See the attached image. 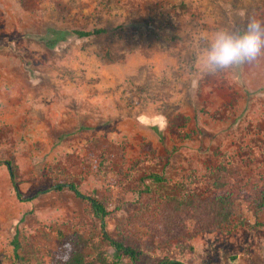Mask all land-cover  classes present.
<instances>
[{
    "label": "rangeland",
    "instance_id": "374dc122",
    "mask_svg": "<svg viewBox=\"0 0 264 264\" xmlns=\"http://www.w3.org/2000/svg\"><path fill=\"white\" fill-rule=\"evenodd\" d=\"M186 8L196 21L188 34L202 45L218 28L264 19V0H0V264H14V235L22 264H48L59 231L96 234L84 202L49 191L69 178L105 202L111 238L142 237L144 260L264 264V226L254 227L264 213L242 199L264 181V64L212 76L200 70L199 53L181 59ZM51 29L107 34L49 49L38 37ZM3 161L31 201L16 199ZM220 163L231 170L244 227L149 241L141 225L159 198L178 195L182 183L209 196L208 174Z\"/></svg>",
    "mask_w": 264,
    "mask_h": 264
},
{
    "label": "trees",
    "instance_id": "16d2710c",
    "mask_svg": "<svg viewBox=\"0 0 264 264\" xmlns=\"http://www.w3.org/2000/svg\"><path fill=\"white\" fill-rule=\"evenodd\" d=\"M107 34L105 29L92 30H54L38 37L45 47L54 49L59 44L69 40L80 42ZM9 170L10 185L16 199L20 202H29L34 197L23 199L17 184L15 168L9 161L1 162ZM212 178L211 194L203 197L194 193L190 186L180 185L178 195H165L149 215V219L142 224L147 237L152 242L164 243L170 240L185 237L189 233H215L226 230L233 232L244 227L242 220L235 221L238 204L237 198L228 190L231 170L227 164L220 163L208 174ZM151 183H162L164 180L154 174L147 176ZM49 191H68L76 199L87 205V215L97 221L96 234L75 231L69 234L57 233L60 239L59 250L52 255L48 264H120L122 259H127L131 264H185L180 260L163 258L160 261L143 259L144 252L141 244L133 240L130 233L123 236L122 241H116L106 231V218L110 215L105 202L94 193H83L70 178L55 183ZM246 203L256 216L264 213V181L261 185H252L249 191L242 195ZM257 224L254 227H261ZM12 257L14 264H22L20 256V243L17 235L11 240ZM148 248V246H144Z\"/></svg>",
    "mask_w": 264,
    "mask_h": 264
},
{
    "label": "clouds",
    "instance_id": "9594fccd",
    "mask_svg": "<svg viewBox=\"0 0 264 264\" xmlns=\"http://www.w3.org/2000/svg\"><path fill=\"white\" fill-rule=\"evenodd\" d=\"M198 62L200 70L212 76L264 64V19L252 15L240 30L221 27L206 35Z\"/></svg>",
    "mask_w": 264,
    "mask_h": 264
},
{
    "label": "crops",
    "instance_id": "0c3cea01",
    "mask_svg": "<svg viewBox=\"0 0 264 264\" xmlns=\"http://www.w3.org/2000/svg\"><path fill=\"white\" fill-rule=\"evenodd\" d=\"M192 15H194V12L192 11V9L186 8L182 11L181 28H182V33L184 34L183 40H182L183 43H182V45L181 44L176 45L177 48L179 47L176 50L179 53L181 59L186 60V61H188V59H189L188 57L191 58V55L197 56V54L199 53V47L202 46V44L199 40L197 41L194 38H191L188 34V33H191L192 31L193 32L195 31L194 24L196 21L192 18L193 17ZM155 45L156 46H152V50H153V48H157V47L160 48L159 45H157V44H155ZM170 46H169V48H171ZM172 47H174V46H172ZM152 57H153L152 60H154V61L159 60V56H157V55H152ZM4 134H5V132H4Z\"/></svg>",
    "mask_w": 264,
    "mask_h": 264
},
{
    "label": "flooded vegetation",
    "instance_id": "af4514ba",
    "mask_svg": "<svg viewBox=\"0 0 264 264\" xmlns=\"http://www.w3.org/2000/svg\"><path fill=\"white\" fill-rule=\"evenodd\" d=\"M157 2H159V0H152V4H155ZM178 12H179V8L176 9L175 14L178 13ZM173 14L174 13H172V15ZM149 21L150 20H148V18H147V19L143 20L142 22H138V21L137 22H130L128 24V26H129V28H134L135 29V28H138V27H141V26H146L149 23Z\"/></svg>",
    "mask_w": 264,
    "mask_h": 264
}]
</instances>
